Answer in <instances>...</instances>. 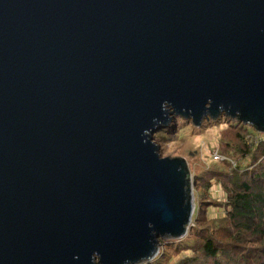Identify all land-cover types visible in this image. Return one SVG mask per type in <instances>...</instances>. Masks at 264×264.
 <instances>
[{
	"label": "water",
	"instance_id": "obj_1",
	"mask_svg": "<svg viewBox=\"0 0 264 264\" xmlns=\"http://www.w3.org/2000/svg\"><path fill=\"white\" fill-rule=\"evenodd\" d=\"M177 117L264 134V0H0V264L182 240L190 170L153 141Z\"/></svg>",
	"mask_w": 264,
	"mask_h": 264
},
{
	"label": "trees",
	"instance_id": "obj_2",
	"mask_svg": "<svg viewBox=\"0 0 264 264\" xmlns=\"http://www.w3.org/2000/svg\"><path fill=\"white\" fill-rule=\"evenodd\" d=\"M178 119L173 142L187 137L190 125ZM204 127H207L206 125ZM208 128L218 129L219 155L209 158L207 169L195 178V211L182 240L162 241L158 256L148 264H171L173 256L186 254L174 264H264V143L255 142L252 128L222 118ZM166 139L164 131L156 135ZM250 136V137H249ZM212 183L221 185L225 202L223 218L207 220L203 195Z\"/></svg>",
	"mask_w": 264,
	"mask_h": 264
},
{
	"label": "rangeland",
	"instance_id": "obj_3",
	"mask_svg": "<svg viewBox=\"0 0 264 264\" xmlns=\"http://www.w3.org/2000/svg\"><path fill=\"white\" fill-rule=\"evenodd\" d=\"M181 118H174L170 124H168L165 128L160 129V131H164V135L166 139L163 141L153 135V141L159 146V153L161 157H183L189 167L191 174V181L193 183V193H195V176L199 174L200 170L205 168L207 169L206 162H209L208 159H213V154H219V144H218V135L221 132L220 128L211 129L208 128L209 124L215 123L211 120H205L202 122V126L197 128L191 125L190 121H182L188 125H190L194 130L187 129V137L179 142H173L175 132L178 129L179 124L177 120ZM220 118L219 120H221ZM218 120V121H219ZM227 120V119H226ZM207 127H204V126ZM264 134H259L254 131L251 134L254 138H259ZM250 137V136H249ZM214 160V159H213ZM223 160V159H222ZM216 161V160H215ZM205 198L206 207L199 203L198 205L201 208H204V216H206L207 220H213L218 218H223L225 216L224 209L216 206V202L223 203L225 202V193L218 183H212L211 188L203 195ZM191 227V226H190ZM162 249V245L160 250ZM159 250V252H160ZM186 254H180L177 256H173L171 259V264L178 262L183 256Z\"/></svg>",
	"mask_w": 264,
	"mask_h": 264
},
{
	"label": "clouds",
	"instance_id": "obj_4",
	"mask_svg": "<svg viewBox=\"0 0 264 264\" xmlns=\"http://www.w3.org/2000/svg\"><path fill=\"white\" fill-rule=\"evenodd\" d=\"M174 108L175 107L173 106V104L171 102H169V101H164L163 104H162V109H163V111L166 114H168L170 109H174ZM154 123L155 124H159V123H161V121L154 120ZM144 135H145V137H148L149 136V132L145 131ZM74 259H79V257L76 256V257H74ZM90 264H102V256H101V254L98 251H94L91 254ZM125 264H127V261H125Z\"/></svg>",
	"mask_w": 264,
	"mask_h": 264
},
{
	"label": "built area",
	"instance_id": "obj_5",
	"mask_svg": "<svg viewBox=\"0 0 264 264\" xmlns=\"http://www.w3.org/2000/svg\"><path fill=\"white\" fill-rule=\"evenodd\" d=\"M255 142H257V143H261V142L264 143V135L261 136V137H259L258 139H256ZM213 159L214 160H217V161H223L224 160V158L222 156H220L218 153H214L213 154Z\"/></svg>",
	"mask_w": 264,
	"mask_h": 264
}]
</instances>
